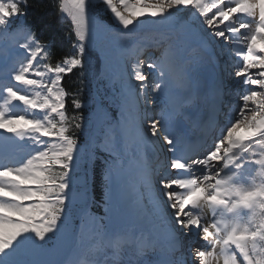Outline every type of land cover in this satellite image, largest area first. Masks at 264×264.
Instances as JSON below:
<instances>
[{
	"label": "snow or ice",
	"instance_id": "snow-or-ice-1",
	"mask_svg": "<svg viewBox=\"0 0 264 264\" xmlns=\"http://www.w3.org/2000/svg\"><path fill=\"white\" fill-rule=\"evenodd\" d=\"M30 6L0 0V264H264V0H51L59 53Z\"/></svg>",
	"mask_w": 264,
	"mask_h": 264
},
{
	"label": "trees",
	"instance_id": "trees-1",
	"mask_svg": "<svg viewBox=\"0 0 264 264\" xmlns=\"http://www.w3.org/2000/svg\"><path fill=\"white\" fill-rule=\"evenodd\" d=\"M51 0H30L29 13H32V19L35 26L38 25L40 29H43L44 34L50 35L55 33L51 26H55L56 16L53 14L52 8L50 7ZM37 22V23H36ZM37 27V26H36ZM59 39V37H58ZM47 40V38H46ZM63 40H65L63 38ZM61 42V40H59ZM58 52V49L55 48ZM75 78L73 77V80ZM65 85L69 88L73 87L70 81L65 80ZM70 102V101H69ZM71 111V107L69 108ZM100 190V179L97 176L95 194L98 195Z\"/></svg>",
	"mask_w": 264,
	"mask_h": 264
},
{
	"label": "bare ground",
	"instance_id": "bare-ground-1",
	"mask_svg": "<svg viewBox=\"0 0 264 264\" xmlns=\"http://www.w3.org/2000/svg\"><path fill=\"white\" fill-rule=\"evenodd\" d=\"M103 42H104V39L102 40V44H103ZM204 103L203 102H201L199 105H203ZM199 105H197V107H196V111H198V107H199ZM205 105V104H204ZM202 243V242H201ZM185 255L189 258V260H191V255H190V250L189 249H185ZM148 259H154V257H152V256H149L148 257Z\"/></svg>",
	"mask_w": 264,
	"mask_h": 264
},
{
	"label": "rangeland",
	"instance_id": "rangeland-1",
	"mask_svg": "<svg viewBox=\"0 0 264 264\" xmlns=\"http://www.w3.org/2000/svg\"><path fill=\"white\" fill-rule=\"evenodd\" d=\"M51 29H53L54 30V26H51ZM104 38L103 37H100V38H98V44H101V41L103 40Z\"/></svg>",
	"mask_w": 264,
	"mask_h": 264
}]
</instances>
